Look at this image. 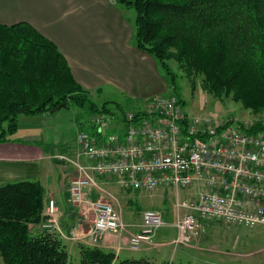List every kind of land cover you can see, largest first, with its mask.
Segmentation results:
<instances>
[{"label": "trees", "instance_id": "16d2710c", "mask_svg": "<svg viewBox=\"0 0 264 264\" xmlns=\"http://www.w3.org/2000/svg\"><path fill=\"white\" fill-rule=\"evenodd\" d=\"M116 2L136 10L135 47L155 58L171 95L179 94L169 65L174 60L187 73L202 75L214 96L231 97L255 115L264 112V0ZM111 103H95L55 44L31 25H0V144L16 141L20 111L38 117L66 104L94 116L114 115ZM263 124L255 123L250 132L264 131ZM46 208L41 182L0 185V264H73L66 237L43 229ZM74 264L150 263L80 245Z\"/></svg>", "mask_w": 264, "mask_h": 264}, {"label": "crops", "instance_id": "0c3cea01", "mask_svg": "<svg viewBox=\"0 0 264 264\" xmlns=\"http://www.w3.org/2000/svg\"><path fill=\"white\" fill-rule=\"evenodd\" d=\"M19 23H28L55 44L68 62L76 82L91 93L92 99L111 89L127 97L130 103L133 101L137 111L143 109L141 103L146 105L153 98L168 96L170 92L155 58L135 47L133 24L116 0H0V25ZM56 112L35 117L30 123L20 117L17 135L21 133L25 136L15 142L0 144V185L24 180L41 182L46 191L47 204L51 200L56 203L60 229L66 239L72 244L82 243L81 240L88 236L81 234L88 214L70 203L68 192L70 181L76 177L77 171L73 165L60 161L58 156L85 163L81 161L84 157L77 156L76 137L79 132L92 131L93 134L94 127L92 120L89 122L81 115L80 119L74 120V133L65 130L56 139L51 134H45L47 127L59 126ZM116 129L113 127V130ZM52 131L58 132L57 129ZM97 181L119 196L117 200L120 203L115 208L122 214L125 209L124 222L128 225V233L120 242L124 243L130 235L141 230L145 211L157 210L163 214L169 226L157 233L153 246L140 250L146 255L142 259L150 264H185L189 263L186 257L195 256L205 264H264V226L248 229L204 221L205 231L198 242L177 245L178 232L171 225L184 215V210L158 205L137 213L129 212L126 211L127 205H132L134 200L139 201L140 194L149 192L123 191L114 178H97ZM115 189L121 191L122 197ZM166 190L169 189L159 188L153 195L162 193L166 196ZM183 191L186 200L197 201L204 187L197 184ZM89 192L95 200H108L95 188ZM120 204L123 206L120 207ZM164 204L168 205L167 200ZM111 248L116 249L119 259L123 252H132L126 246Z\"/></svg>", "mask_w": 264, "mask_h": 264}, {"label": "built area", "instance_id": "2783aa9c", "mask_svg": "<svg viewBox=\"0 0 264 264\" xmlns=\"http://www.w3.org/2000/svg\"><path fill=\"white\" fill-rule=\"evenodd\" d=\"M91 123L93 134L79 132L76 137L78 158L91 165L65 156L58 159L76 168L68 190L70 202L94 216L88 234L93 241L107 233H128L115 197L97 178H114L123 191H177L202 185L204 192L197 201L177 204L184 210L171 225L178 232L177 245L199 240L204 221L248 229L264 226V131L250 132L255 123L234 117H196L174 95L157 96L123 118L95 115ZM92 188L110 199L93 200ZM46 215L43 229L60 231L55 201L47 204ZM168 226L160 211H145L141 230L130 235L128 249L153 246L157 233Z\"/></svg>", "mask_w": 264, "mask_h": 264}, {"label": "rangeland", "instance_id": "374dc122", "mask_svg": "<svg viewBox=\"0 0 264 264\" xmlns=\"http://www.w3.org/2000/svg\"><path fill=\"white\" fill-rule=\"evenodd\" d=\"M115 1V0H114ZM117 3V2H116ZM118 6L121 8V10L124 12L128 20L131 21L133 24L134 29L135 24H136V18H137V13L134 8H127L121 4L118 3ZM169 65L171 69L175 72L177 75L176 77V83L175 86L178 89V97L183 101L184 103V109L189 112L190 114L196 116V117H209L212 119H226L228 117H234L239 119L240 121H245L249 123H257L259 121L264 122V112L255 115L253 114L249 109H246L242 103H238L232 100L231 97H216L213 94H211L209 91H207L204 87V78L202 75H196V74H189L184 70V67L182 65H179L176 61L170 60ZM160 71L162 74H165L163 69L159 67ZM172 91L170 90L169 95H171ZM127 97L121 95L120 93L113 91V90H105L102 95H95L93 97V101L97 103L99 106H102L105 102H112L110 105L108 104L110 110L116 115V117H122V115L125 113L129 112H135L136 107L134 106V102L132 101L130 103V100L126 99ZM125 100L127 102H125ZM119 105L121 107H119ZM140 105H143L141 107L144 108L145 104L141 103ZM139 110V109H138ZM21 112V111H20ZM48 115V114H46ZM83 115L86 120L89 122L92 120L94 117L93 114L88 112V109H79L77 107H69V108H63L62 110H59V112H56V117L59 121V126L57 128H52V127H47L45 129V134H51L53 135L56 139L59 136V134H62L65 130L69 131V133H74L75 131V126L73 127V124L75 123L74 120L77 118L80 119V116ZM51 116V115H49ZM21 118L25 120L26 123H30L34 120L35 116H31L28 113L24 114L21 112ZM76 117V118H75ZM56 130L58 132H53L52 130ZM89 132V131H88ZM89 133H92L90 131ZM25 135L19 133H15L12 138L14 140H17V138H22ZM54 149H58V147H55ZM77 151V150H76ZM84 166H90L92 162L82 158L81 159ZM81 163V162H80ZM70 164V163H69ZM82 164V163H81ZM71 165V164H70ZM106 192H108L110 195L115 197L117 203L116 205L119 206L120 200H117L119 196L114 193V191L111 189H105ZM117 193L122 197L121 191L116 190ZM168 194L166 196H163L162 193L153 195L154 193L149 192V193H144L139 195V201L134 200L135 202L132 205H127L128 208L126 211H133L137 213V211L146 209V208H152V206H160V207H177V204L186 200L187 196L186 193L182 189L177 190L179 192V195L177 196V191L176 190H166ZM57 192V191H55ZM102 196L110 199L108 195H106L104 192H101ZM70 196V195H69ZM93 199V198H92ZM120 199V198H119ZM95 200V199H94ZM164 200H167V204H164ZM71 203V202H70ZM121 203H124V200L121 199ZM123 206L120 204V207ZM125 209H123V219L125 215ZM59 212V211H58ZM137 215V214H136ZM86 219L83 222L86 224L84 228L81 230L82 235H87L90 233L92 226L94 224V216L93 215H86ZM127 221V219L125 218ZM59 232L64 238L65 235L62 231V229ZM204 234V233H203ZM125 235V232L119 233V234H103L98 242L93 241L90 239V237L85 236L86 238L84 240H81L82 243H74L72 244L71 241H68L69 249L71 251L73 264L76 263V256H77V250L80 245H87V246H100L105 250L109 251H114L116 252V249L111 248L112 246H117L119 248H124L125 246L128 248V240H124V244L121 241V238H123ZM203 236V235H202ZM201 236V237H202ZM80 237H82L80 235ZM66 239V238H65ZM118 243H117V242ZM197 241H193L191 244H195ZM145 247V246H144ZM143 247V248H144ZM142 248V249H143ZM146 248V247H145ZM144 248V249H145ZM132 251V250H131ZM172 251V250H170ZM117 253V252H116ZM146 255L144 253H141L140 251H125L122 253L121 258L122 259H135V260H141L142 258H145ZM186 259H189V263L185 264H205L203 263L202 259L200 257H194V258H189L186 257ZM153 260V259H152ZM167 261L169 260V257L166 259ZM155 264H157L155 262Z\"/></svg>", "mask_w": 264, "mask_h": 264}, {"label": "water", "instance_id": "95a60500", "mask_svg": "<svg viewBox=\"0 0 264 264\" xmlns=\"http://www.w3.org/2000/svg\"><path fill=\"white\" fill-rule=\"evenodd\" d=\"M65 107H66V104H63V105H61V107H58L57 110H61L62 108H65ZM51 113H54V112H51Z\"/></svg>", "mask_w": 264, "mask_h": 264}]
</instances>
